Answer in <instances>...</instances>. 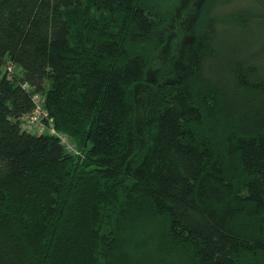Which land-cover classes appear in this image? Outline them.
I'll use <instances>...</instances> for the list:
<instances>
[{"label":"trees","instance_id":"obj_1","mask_svg":"<svg viewBox=\"0 0 264 264\" xmlns=\"http://www.w3.org/2000/svg\"><path fill=\"white\" fill-rule=\"evenodd\" d=\"M248 1L216 0L241 3L203 21L184 74L149 93L138 175L134 86L171 4L0 0V264H264V48L227 50L239 32L224 29L263 22ZM35 92L81 155L22 130ZM141 213L157 229L121 244L119 218Z\"/></svg>","mask_w":264,"mask_h":264},{"label":"rangeland","instance_id":"obj_2","mask_svg":"<svg viewBox=\"0 0 264 264\" xmlns=\"http://www.w3.org/2000/svg\"><path fill=\"white\" fill-rule=\"evenodd\" d=\"M167 1L171 5L166 11L167 22L162 28L166 42L156 50L147 47L143 49L149 68L146 73V80L134 86L135 119L142 146L139 154L131 160L130 167L138 175L143 173L151 152L150 142L143 129L146 114L145 103L149 93L158 85L176 81L184 74V50L202 32L201 24L203 21L211 18L220 21L221 18L231 14L241 3L234 2L221 6L216 0H178L176 3L175 0ZM248 3L253 6L254 12L252 14H264V2L263 4L261 2L256 4L255 0H249ZM222 23L226 24L227 21L223 20ZM224 29L229 32L237 30L239 32V36L234 35L229 39L227 50L239 47L243 51V56L247 57L264 48V20L263 22L256 20L247 28H243L241 24L239 26L227 24ZM259 56L264 58V50ZM262 61L264 63V60ZM119 219L124 221L120 224L117 232V239H120L121 244L126 243L125 239L135 242L142 232L148 233L157 229L156 224L158 222L147 213L134 214L129 218V221H125L127 216Z\"/></svg>","mask_w":264,"mask_h":264},{"label":"built area","instance_id":"obj_3","mask_svg":"<svg viewBox=\"0 0 264 264\" xmlns=\"http://www.w3.org/2000/svg\"><path fill=\"white\" fill-rule=\"evenodd\" d=\"M15 65L9 62V64L4 68L8 71V74L12 76L15 74ZM23 87L30 90L31 87L28 83H24ZM33 110L22 117L21 128L25 132L34 133L37 135L48 134L57 137L65 150L69 154L81 155V151L78 149L74 140L68 135L57 131L53 119L50 117L46 107H45V97L40 93H33Z\"/></svg>","mask_w":264,"mask_h":264}]
</instances>
